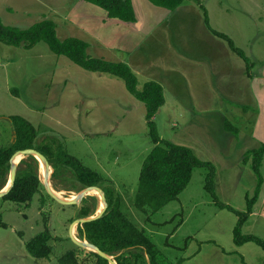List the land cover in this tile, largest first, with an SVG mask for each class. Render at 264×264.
I'll return each mask as SVG.
<instances>
[{
    "label": "rangeland",
    "instance_id": "374dc122",
    "mask_svg": "<svg viewBox=\"0 0 264 264\" xmlns=\"http://www.w3.org/2000/svg\"><path fill=\"white\" fill-rule=\"evenodd\" d=\"M76 1L0 0V19L4 25L20 29L51 20L57 25L61 40L79 38L83 33L73 32L61 19ZM200 5L207 11L210 26L226 34L245 52L254 65V73L264 66V0H187L177 12L145 1L137 4L140 16L157 19L161 11H166L163 18L172 13L176 17L171 22L170 17L165 27L161 25L150 34L142 33L134 25H111L118 47L115 53L108 54L93 46L88 55L128 64L133 57L130 52L138 46L149 48V40L159 44L168 39L175 41L183 54V63L173 64L166 60L167 55L165 59L158 56L151 61L162 69L154 71L159 79L172 86L168 88L150 77L153 70L145 69L149 58L144 48L139 69L129 65L138 77V89L142 90L147 81L163 86L166 102L154 118L159 136L164 141L189 147L199 159L212 162L220 201L246 212L247 196H254L257 178L250 165H243L239 152L245 144V127L256 117L253 109L258 104L256 89L264 90V80L248 77L246 63L207 28ZM89 7L95 9L92 12L95 16H106L101 8L92 4ZM25 44L15 47L0 42V121L5 125L0 127V131L4 130L0 146L13 138L8 118H25L38 129V145L42 149L52 153L64 149L102 175L104 181L95 188L104 195L105 191L108 195L114 192L122 198L126 217L147 232L169 264H202L206 253L215 250L212 243L205 242L211 239H217L228 251L224 264L238 259L236 254L229 253L238 217L214 203L205 188L207 169H195L190 185L179 199L158 213H145L135 207L142 166L155 145L145 105L127 91L125 82L110 74L86 71L67 57L54 54L45 42L33 48ZM163 70L170 75L163 76ZM226 121L238 128L239 140L225 130ZM26 160L30 162L31 158ZM49 173L53 186L67 196L87 189L75 181L70 171L62 169L56 176L51 175L52 170ZM42 183L41 192L30 204L0 199L1 220L7 225L0 228V264H60L59 258L76 248L70 228L81 219L82 208L95 212L94 196L87 195L79 204L66 206L53 199L45 182ZM97 193L103 211L105 202L101 193ZM259 206L258 200L254 209ZM254 222L256 217L249 218L243 233L261 237L264 229H255ZM48 227L53 235L49 242L52 253L48 259H36L26 245ZM77 236L86 240L80 239L78 231ZM245 255L249 264H264V250L254 243L248 245Z\"/></svg>",
    "mask_w": 264,
    "mask_h": 264
},
{
    "label": "trees",
    "instance_id": "16d2710c",
    "mask_svg": "<svg viewBox=\"0 0 264 264\" xmlns=\"http://www.w3.org/2000/svg\"><path fill=\"white\" fill-rule=\"evenodd\" d=\"M78 1H85L101 8L107 12L110 19L125 23H137L132 0ZM148 1L156 7L175 11L187 0ZM200 7L204 10L205 23L208 29L213 35L226 41L232 52L245 61L247 75L249 78H253L254 65L251 60L242 49L235 45L230 37L210 26L206 9L202 5ZM0 42L15 47L21 46L24 42L27 48H33L38 43L45 42L54 54L67 57L86 71L110 74L121 78L125 82L127 91L145 105L150 136L155 145L142 166L139 188L134 201L135 207L145 213H158L171 202L179 199V196L190 185L195 169L205 168L208 170L205 188L211 194L216 206L222 210H228L238 217L237 225L233 230L235 245L243 246L247 243H254L264 250L263 238L254 234L243 233V227L254 212L264 182L261 172L264 162V145L259 149L248 151L245 155L243 162L245 165H250L255 173L257 187L253 197L247 196V211L240 212L221 202L216 194L214 184L216 167L212 162L203 161L195 155L192 149L164 141L159 136L154 118L166 102L164 88L161 84L155 81H147L143 89L139 90L138 77L128 64L91 58L88 55L89 44L86 41L74 37L61 40L58 37L57 25L51 20H44L30 28L20 29L4 25L0 19ZM242 109L244 111L249 110L248 107H242ZM8 120L11 122L13 138L7 145L0 146V190L9 181L12 157L18 151L26 149H35L42 153L53 167L54 176L65 169L72 173L75 181L83 188L101 186L104 181L102 175L85 166L81 160L69 155L66 150L61 149L57 153H52L42 149L38 145L39 131L31 122L20 116H12ZM225 130L236 137L239 135V130L229 121L225 123ZM28 158H31L30 162L26 159L21 161L15 184L2 197L3 200L16 204H30L34 196L41 192L43 183L39 176V162L33 156ZM105 196L107 207L104 213L100 217L79 226L80 239H86L103 253L114 256L117 264H142L141 261L143 264H169L167 258L147 232L138 228L126 217L122 210V198L114 192L108 195L106 191ZM93 214L92 210L84 207L80 218H88ZM6 226L0 216V228ZM52 239L53 235L48 227L29 241L26 248L34 258L48 259L52 253V247L49 245ZM59 263L110 264L107 259L99 254L77 245L74 250L66 252L59 258Z\"/></svg>",
    "mask_w": 264,
    "mask_h": 264
},
{
    "label": "crops",
    "instance_id": "0c3cea01",
    "mask_svg": "<svg viewBox=\"0 0 264 264\" xmlns=\"http://www.w3.org/2000/svg\"><path fill=\"white\" fill-rule=\"evenodd\" d=\"M145 1L150 3L148 0H132L133 6H134V9L136 12L137 23H125V22H122L120 20L110 19L108 17L107 12H106V16L105 15L95 16L94 14H92V12L95 11V9H93V7H89L90 3L85 4L86 3L85 1L80 2L78 0L73 4V6L69 10V12L67 14H65V16L62 17L61 19L64 21L66 27L71 28L73 30V32L79 31L80 33H83V36H78V37L81 40L82 39L88 40L89 42H87V43L89 44V48L95 46V48L98 47L99 50H103L104 52L111 54V53H115V51L118 48L116 46V40L113 37V34L111 33V29H110L111 25H114L115 27H117L116 24H119L120 26H125V27H127L129 25H134V27L137 28V30L142 31V33L150 34V33H153L156 29L161 28V25L163 27H165V25L167 24V20H169L170 17H172L169 20L170 22H171V20H174V18L176 17V13H172V14H169L167 17L163 18V16H165L167 14L166 11H161L163 16L161 15L157 19L154 17H142V16H140L137 4H140V3L145 4ZM58 5H59V3L57 4V6ZM151 5H153V4H151ZM176 12H177V10H176ZM56 16H58L57 13H56ZM152 21H153V23L154 22L155 23L153 24L151 29L149 31H145V29L149 26V24ZM143 46H145V45H143ZM143 46H138L136 49H134L133 51L130 52V55L131 56L133 55V57L131 59V62L128 63V65H130V66L132 65L133 68L139 69V66H138L139 60L140 59L144 60L143 59V49L145 48L147 51V58H149L148 60H146L147 67L145 69L153 70V71H151L150 77L154 76V79H156L160 82H162V81L159 79V75H156L154 71H159V70L162 71V69L159 67L157 68L155 65H153L151 63L152 59L158 58V56H161V59H165L164 56L167 55L166 60L171 61L173 64H175L176 61H178L179 63L184 62L183 54H182L180 48L176 46L175 41L171 42L170 39L164 41L162 44H159L156 41L151 42L149 40V48H146ZM133 63L137 64V65H134ZM246 73H247V66H246ZM167 75H170V74H168L167 71L163 70V76H167ZM259 79L264 80V66L262 68L258 69L257 72H255V73L253 71V78H251V80L256 81ZM162 83H164L165 86H167V87L169 85V83H165V82H162ZM170 86H172V85H169V87ZM173 87H175V86H173ZM256 91L258 92V94H257L258 95V104H256L253 107V109L255 110V114H256L257 118L255 117V119L253 121L249 122V127H245V129L247 130V132H245L246 133L245 138L243 139L245 144H244V147L241 148V150L239 152L240 156L243 155V159H242L243 165H244L243 161H244L245 155L248 151H251L254 149H259L260 147H262V145H264V90L261 88H258V89H256ZM235 105H237V104H235ZM193 106H194L193 108L195 109L196 108L195 105H193ZM2 120H4V119H2ZM3 126H5L4 123H2L0 121V127L3 128ZM250 127H251V129H250ZM224 128H225V124H224ZM3 132H4V130L0 131V134H2V136H3ZM239 137H240V132H239L238 138L237 137L236 138L239 140ZM207 162H209V161H207ZM262 167H264V162H263ZM261 172H262V168H261ZM262 176H263V180H264V173H262ZM262 189H263V191L261 190L262 191L261 194L264 193V182H263ZM260 197H261V195H260ZM259 202H260V206L258 208L254 209V212L250 216V218L256 217V223L254 222L253 225H255L254 226L255 229H259L261 231V229H264V194L262 195V198L259 199ZM195 237H193V239H196ZM261 237H264V235H262ZM205 242L212 243V245L215 247V250L206 253L204 261L202 264H217L216 263L217 260H220V262H219L220 264H224L225 261H223V258H224L225 253L228 251H224L223 246L218 242L217 239L206 240ZM249 244L250 243H247L243 246H236L234 243L232 245L231 251L229 253L236 254V257L239 260L238 259H236L234 261L230 260L229 263L230 264H249L248 260H247V256L245 255V250Z\"/></svg>",
    "mask_w": 264,
    "mask_h": 264
},
{
    "label": "water",
    "instance_id": "95a60500",
    "mask_svg": "<svg viewBox=\"0 0 264 264\" xmlns=\"http://www.w3.org/2000/svg\"><path fill=\"white\" fill-rule=\"evenodd\" d=\"M25 43L22 42L21 45H24ZM30 156H33L35 157L39 163H44L45 166H46V170L49 172L52 170V173L51 175L54 173V169L53 167L51 166V164L49 163L48 159L42 154L40 153L39 151L35 150V149H26V150H22V151H18L17 153H15V155L12 157V160H11V171H10V177H9V181L7 183V185L2 189L0 190V198H2L4 195H6L14 186L15 184V181H16V177H17V170H18V166L19 164L21 163L22 160L30 157ZM42 181V180H41ZM46 185V187L48 188V193L49 195L55 199L58 203L62 204V205H66V206H71V205H76V204H79L83 198H85L91 191L93 190H97L101 193V196H102V199L104 200L105 202V206H104V209L102 211V213L100 215H97L95 217H88V218H84V219H79V220H76L73 225L71 226L70 228V236H71V239L72 241L75 243V245H77L78 247H82L84 249H87V250H90V251H93L97 254H99L101 257L107 259L110 264H117L111 256L103 253L102 251H100L97 247L93 246L92 244H90L87 240L85 241H81L79 239H77L74 235V229L77 227V226H81L85 223H87L88 221H91V220H94L98 217H100L106 207H107V204H106V198H105V195L100 191L98 190L97 188L95 187H90V188H87L86 190H83L80 194V197L77 198V199H74V200H64V199H61L60 197H58L51 188H49L47 186L46 183H44Z\"/></svg>",
    "mask_w": 264,
    "mask_h": 264
},
{
    "label": "bare ground",
    "instance_id": "6f19581e",
    "mask_svg": "<svg viewBox=\"0 0 264 264\" xmlns=\"http://www.w3.org/2000/svg\"><path fill=\"white\" fill-rule=\"evenodd\" d=\"M42 165H41V167H40V169H39V173H40V178H41V180L43 181V182H45L46 184H47V186L49 187V188H51L52 190H53V192L58 196V197H60L61 199H64V200H74V199H77V198H79L80 197V194L81 193H74V194H71V195H69V196H67L66 194H65V192L64 191H61V190H58L57 188H55L54 186H53V184H52V182H51V176H50V173L46 170V166H45V164L44 163H41ZM98 191L97 190H93V191H91L88 195H90V196H94V198L96 199V209H95V212H94V214L92 215V216H90V217H95V216H97V214L99 213V215L101 214V210L102 209H100V201L97 199V197L101 200V197L99 196V194L97 193ZM95 195H94V194ZM101 203H102V201H101ZM102 207H103V203H102ZM104 209V208H103ZM99 210H100V212H99ZM77 229L75 228L74 229V235H75V237L78 239V236H77Z\"/></svg>",
    "mask_w": 264,
    "mask_h": 264
}]
</instances>
